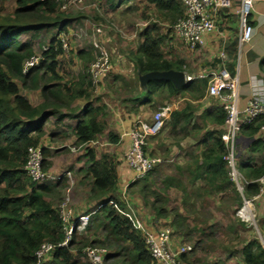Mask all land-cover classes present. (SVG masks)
Instances as JSON below:
<instances>
[{
  "label": "rangeland",
  "instance_id": "374dc122",
  "mask_svg": "<svg viewBox=\"0 0 264 264\" xmlns=\"http://www.w3.org/2000/svg\"><path fill=\"white\" fill-rule=\"evenodd\" d=\"M64 2L67 4L66 9L62 11L66 17L64 20L68 23L66 30L61 31L60 26L50 25L41 31L29 30L19 36L20 41L29 43L34 56L42 58L44 47H48L49 50L53 39L56 41L61 37L65 39L69 44V51L56 57L58 63L56 75H53L46 65L37 73V81L31 77L27 86H24L19 79H16V82L20 85L21 94L36 104L46 101L42 91L40 90L39 93L36 90L42 89L45 85L52 87V91L61 89V97L65 100V104L69 101L67 104L70 106L74 101L77 102L73 110H68L70 115H76L81 108V102L91 106L98 103L102 115L100 121L105 124L107 133L103 132L97 137L98 143L93 146V150L102 156L105 150L115 151L118 147L111 146L108 142V134L117 135L115 129L113 130L115 124L112 122V116L115 117L118 110L120 112L124 110L125 113H130V109L135 110L139 116L138 120L145 116L151 118L159 107L165 104L162 93L155 95L152 104L148 103L143 107L131 101L132 98L140 95L134 59L139 55V48L145 41L146 28L159 29L164 58L181 64L188 72L194 71L196 65L202 63L199 55L204 53L202 48L192 50L186 46L174 33L172 27L175 22L166 19L167 17L156 6L145 0H125L115 7L107 0ZM18 7V0H0V23L15 24L16 19L22 21L16 18ZM232 17V23L235 25L237 17L235 15ZM101 49H105L108 53L109 66L99 85H89L88 68L96 61ZM84 75L87 76L83 86L86 96L84 99L83 97L76 99L74 95L79 90ZM206 98L209 97L205 88L204 92L197 95L188 91L169 99V102L179 103L177 111L187 110L190 121L178 128H174L170 121L158 136L150 140L149 147L153 149L148 148L146 151L160 158L162 162L147 179H140L137 185L128 188L127 199L135 206L142 205L144 207L142 209L147 214L152 213L149 203L153 201L168 212L166 217L157 218L154 225L157 229L163 227L172 229L173 249L192 247V250L185 254V258H182L184 264H245L244 247L247 243L253 242L264 248V194L252 202L254 195H247V184L238 186L231 179L233 184L228 182L222 190H219L215 184L210 185L201 178L202 176H198L199 170L195 163L199 161L203 151L202 137L204 131L211 129L210 123L203 119L201 113L202 100ZM81 99L83 101H78ZM113 109L114 113H112ZM54 119L51 117L47 120L44 137L49 136L55 147H60L63 143L69 146L57 150L46 148V152H43L45 161L43 169L54 173L71 171L73 182L70 183L68 178H65L59 190L56 188L58 183L44 184L51 189V195L48 194L46 198L53 203L56 202L59 207L64 203L72 207L73 203L82 197L80 193H84L77 185L78 171L74 166L79 163H89L88 149L79 147L80 143L77 139H70L71 134L68 135L67 131L59 132L58 127L54 128ZM70 131L73 137L75 133L72 127ZM44 137L41 141L42 146L45 145ZM249 138L242 133L240 139L247 140V143L242 141L244 145L242 147L241 143L239 144L237 154L238 170L246 181L250 180L240 171L239 162L241 159L248 160L251 156L248 148ZM257 157V161L260 162V156ZM69 160L73 165H66ZM131 182L133 180L127 181L128 184ZM219 183L220 181L217 185ZM143 190L148 195L147 199L142 193ZM57 193L61 194L57 196ZM97 205L98 203L93 209ZM246 205L248 213L251 211L248 219L240 214ZM78 237H80L78 242L82 243L71 249L75 255V262L91 264L84 249L87 247L100 249L103 246L87 244L90 237L84 235V232L79 233ZM121 259H112L105 264L119 263Z\"/></svg>",
  "mask_w": 264,
  "mask_h": 264
},
{
  "label": "trees",
  "instance_id": "16d2710c",
  "mask_svg": "<svg viewBox=\"0 0 264 264\" xmlns=\"http://www.w3.org/2000/svg\"><path fill=\"white\" fill-rule=\"evenodd\" d=\"M64 1L66 0H18L16 18L22 21L16 19L15 24L0 23V264H76L71 249L82 243L78 242L80 237L75 230L68 245H60L65 240L61 207L46 198L48 194L51 195L50 187L44 184L38 185L24 169L28 149L42 146L47 120L56 113V109L34 107L28 98L21 94L20 85L16 82V79H19L24 86H27L31 77L37 81V73L46 65L47 69L56 75L58 67L56 57L65 53L62 37L57 41L53 39L49 50L44 51L40 63L24 74L22 66L26 60L34 56V53L29 43L20 41L19 36L29 30L41 31L50 25L60 26L61 31L66 30L68 23L64 20L65 15L62 14L66 9ZM107 1L115 7L125 0ZM145 1L156 6L171 22H176L184 14L181 0ZM144 37L145 41L139 48V55L134 59L139 84L140 75L150 71L170 69L185 71L181 64L164 58L159 29L147 27ZM227 51L230 59H235L237 40L227 47ZM261 67L264 72V60L261 62ZM87 76L90 78L88 84L93 85L89 68ZM87 76H82L75 98L86 96L83 86ZM163 87L168 88L172 96L188 91L197 95L205 91L206 81H193L180 89L168 81H154L147 84L145 89L148 95L143 97V102L152 104L154 100L152 89ZM51 88L48 85L42 88L46 101L51 96L62 100L61 89L52 91ZM46 109L50 110L46 111ZM85 111L88 113L87 116L80 120L75 128V135L80 144L96 141L105 130V124L98 118L101 115L100 107L93 108L87 104ZM203 119H209L216 127L204 131L203 151L195 165L199 170L198 176H202L201 178L208 184H215L219 190H222L228 182L233 184L227 162L223 159L226 146L221 134L226 121L225 109L219 107L215 112H207ZM36 120L37 123L33 126ZM171 121L173 127L178 128L189 123L190 115L185 109L175 111ZM262 122L263 120H256L245 126L243 133L254 138ZM108 140L116 144L119 142V136L108 134ZM249 151L251 156L248 160L241 159L239 168L248 180L254 181L264 174V140L254 139ZM43 152H46L45 149ZM87 156L89 176L92 178L89 184L90 194L98 204L103 203L104 206L93 215L84 232V235L90 237L86 243L90 246L100 245L106 249L105 263L122 258L115 264H159L151 255L141 233L132 227L127 217L118 213L115 206L108 203V200L114 199L118 206L126 208L125 203L116 195L118 190L116 157L104 154L98 158L93 149H88ZM257 156H260V162L257 161ZM151 172L143 180L147 179ZM138 182L139 180L132 182L130 187H134ZM62 185L63 181H59L56 188L59 190ZM144 190L142 193L147 199L148 195ZM246 192L248 196L256 195L259 193V185L250 182L246 185ZM60 194L57 193V196ZM149 205L156 218L167 216L168 212L160 208L157 202L153 201ZM44 242H53L57 247L46 259L40 261L37 251ZM244 256L245 264H264V248L261 245L247 243L244 247ZM181 257L185 258V254Z\"/></svg>",
  "mask_w": 264,
  "mask_h": 264
},
{
  "label": "built area",
  "instance_id": "2783aa9c",
  "mask_svg": "<svg viewBox=\"0 0 264 264\" xmlns=\"http://www.w3.org/2000/svg\"><path fill=\"white\" fill-rule=\"evenodd\" d=\"M60 1V0H55ZM80 1V0H75ZM259 0H181L184 14L173 25L174 33L190 49L195 50L204 48L206 45L205 36L212 34L218 29V18L223 12L234 11L238 20V47L237 53L239 63L235 73L229 68L230 57L222 45L215 57L210 61L211 65L207 69L199 71H184L186 73V82L206 81V92L211 98L219 100L220 106L225 109L226 121L222 127L221 139L225 143L226 152L223 159L227 162L230 169L229 175L238 186L256 182L259 185V193L253 196L252 202L264 194V174L254 181H246L245 177L239 172L237 164V154L239 150L240 137L245 126L254 123L256 120H263L254 138L264 140V76L252 75L249 80L250 96L245 106H240V59L244 45L251 42L254 34L252 24V14L256 2ZM67 4H64L66 8ZM65 52H68V43L62 38ZM225 44V43H224ZM44 51L48 47H44ZM42 57L33 56L26 60L22 66V71L27 74L30 68L39 64ZM217 59V60H216ZM216 60V62H215ZM109 66L108 53L101 49L99 55L90 67L92 84L99 85L102 82L104 73ZM179 109V103L167 102L150 119H138L135 121L127 135L131 139V145L125 154V161L128 167L133 171V182L145 178L153 171L162 160L152 156L146 151L149 148L150 140L158 136L171 121L172 115ZM96 144L95 141L84 143V145ZM44 146L30 147L28 149V158L25 164L26 173L38 185L58 182L68 178L73 182L72 172L63 173L48 172L43 169ZM132 183V182H131ZM130 184L123 186L120 201H127V191ZM69 200V199H68ZM108 203L115 206L118 213L127 217L132 227L141 233L146 245L159 264H184L182 255L192 250L191 246H184L179 249L171 247L172 229L163 227L154 230L151 226L138 216L128 206L121 208L115 200H108ZM250 203V202H249ZM104 204H98L95 209L79 215L74 214L71 206L67 203L61 205V216L65 228V240L61 246L68 245L74 231L78 233L85 232L93 215L103 208ZM245 208V207H244ZM244 208L240 211L243 214ZM57 247L53 242H44L37 251L39 260L46 259ZM89 257L91 264H105V248L84 249Z\"/></svg>",
  "mask_w": 264,
  "mask_h": 264
},
{
  "label": "crops",
  "instance_id": "0c3cea01",
  "mask_svg": "<svg viewBox=\"0 0 264 264\" xmlns=\"http://www.w3.org/2000/svg\"><path fill=\"white\" fill-rule=\"evenodd\" d=\"M236 13L234 11H227L223 12L219 18H218V29L216 32L206 35V45L204 48H202V52L204 54L199 55L200 58L202 59V63L199 65H196L194 68V71H199L202 69H207L208 66L211 65L210 61L212 60L213 57L216 56L218 51L220 50L221 46L224 45L225 49L227 50V47L232 45V42L237 40V47H238V37H239V30L237 33L238 29V20L236 19V24L233 25V17L232 15H235ZM236 16V15H235ZM237 17V16H236ZM252 24L254 26V34L253 38L250 43L244 45L243 51L241 53V59H240V106H245L247 103V100L250 96V87H249V80L252 75H259V76H264L263 69L261 67V62L264 60V0H259L256 2L254 12L252 14ZM225 43V44H224ZM238 51V50H237ZM228 53V51H227ZM239 56L238 53L235 57V59L231 60L229 63V68L232 73H235L236 71V64L239 63ZM217 60V59H216ZM215 60V62H216ZM146 87H142L140 84L139 90H140V95L136 96L134 99L132 98L131 101L136 103V105L139 107H143L147 105L148 103H144L143 97L148 95V91L145 89ZM42 89L36 90L37 92L41 93ZM38 93V94H39ZM162 93L164 94V103L169 102V99L171 97H175L177 95H171L170 91L168 88L163 87L159 89H152V94L153 97H155L156 94ZM44 95V94H43ZM209 97V96H208ZM27 98V97H26ZM46 98V97H45ZM82 97H77L76 99H79ZM138 100H135V99ZM84 99V97L82 98ZM78 100V101H83V100ZM30 100V99H28ZM31 104L35 107H40L44 106L45 108H55L56 113L51 115L49 118L54 117L55 119V125H53L54 128H59V132L62 130L67 131L68 135L71 134L70 139L74 138L77 139L76 135L72 137V131L71 127L73 129V133H75V128L77 123L84 119L88 113L85 111V107L87 103L81 102V108L80 110L76 113V115H70V112L68 113V110H73L75 107V104L77 102H73L70 106L65 100H58L57 98H54V96H51L48 98L47 101H42L39 104L34 103L32 100H30ZM84 103V104H83ZM93 108L99 107L98 103H95L92 105ZM136 107V106H135ZM220 106L219 100L215 98H206L205 100H202V105H201V113H203V118L204 115L207 112H215ZM137 109V108H136ZM50 110V109H46ZM134 111V113H132ZM130 109V113H125V111H117L118 113L115 114L116 120L114 121V116H112V122L115 124L113 130L115 129V133L119 136V142L114 144L109 142V145L111 146H118L117 149L114 151L112 150H105V154L116 157L117 159V170H118V188L120 190L116 191V195L119 199H121V192L123 190V186L126 185L127 181L130 179L132 180L133 178V171L128 167L125 161V154L127 150L129 149L131 145V139L127 135L128 131L131 129L137 118L139 117L138 114H136L135 110ZM112 113H114V109L112 110ZM125 115V117H124ZM124 119H123V117ZM145 116V115H144ZM48 118V119H49ZM101 118V115L98 117ZM143 119H150L147 118V116L143 117ZM206 122L210 123L211 129L216 127L214 123H212L209 119L205 120ZM67 122V123H65ZM37 123V120L34 121V124ZM47 125V124H46ZM208 126V127H209ZM57 132V131H55ZM53 132V133H55ZM58 132V133H59ZM107 133V131H104ZM48 134V133H47ZM249 137V136H248ZM45 138V137H44ZM250 140V145L252 143L251 138ZM45 145H43L46 148L49 149H54L57 150L59 148H65L68 147L69 144L63 143L62 146L60 147H55L53 144V140L48 136L45 139ZM242 141H246L245 139H240V146H244L242 144ZM96 144H80L79 147H86L87 149H94L93 146L97 145V141H95ZM245 143V144H246ZM250 145L248 148H250ZM149 149H153V147H149ZM46 151V150H45ZM250 152V151H249ZM97 153V152H96ZM98 158L101 157L99 154H97ZM72 164V161H67L66 165ZM74 168L78 171V184L84 193H80L82 197L80 200H77V202L73 203V206L71 207L74 211V214L79 215L82 213H87L91 209L94 208L96 205V201L92 198L91 196V191H90V183L92 182V178L89 176V163L86 164L84 163H79L78 165H75ZM62 181V180H61ZM59 182V181H58ZM58 182H53V183H58ZM126 206H129L130 209H132L138 216H140L146 224L151 226L154 230H159L156 228L155 222H157V218L153 213L147 214L146 211L142 208V205L135 206L134 203H131L129 199L126 201Z\"/></svg>",
  "mask_w": 264,
  "mask_h": 264
},
{
  "label": "water",
  "instance_id": "95a60500",
  "mask_svg": "<svg viewBox=\"0 0 264 264\" xmlns=\"http://www.w3.org/2000/svg\"><path fill=\"white\" fill-rule=\"evenodd\" d=\"M140 84L146 87L147 84L154 81L171 82L177 89L187 86L190 82H186V73L182 70L170 69L167 71H150L140 75Z\"/></svg>",
  "mask_w": 264,
  "mask_h": 264
},
{
  "label": "bare ground",
  "instance_id": "6f19581e",
  "mask_svg": "<svg viewBox=\"0 0 264 264\" xmlns=\"http://www.w3.org/2000/svg\"><path fill=\"white\" fill-rule=\"evenodd\" d=\"M250 213H251V211H250ZM250 213H248V206L246 205V207L243 210L242 217L248 219V218H250Z\"/></svg>",
  "mask_w": 264,
  "mask_h": 264
}]
</instances>
